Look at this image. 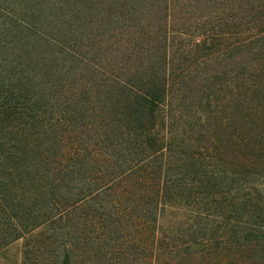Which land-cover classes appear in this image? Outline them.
Masks as SVG:
<instances>
[{
  "label": "rangeland",
  "instance_id": "1",
  "mask_svg": "<svg viewBox=\"0 0 264 264\" xmlns=\"http://www.w3.org/2000/svg\"><path fill=\"white\" fill-rule=\"evenodd\" d=\"M3 1L5 16L16 11L15 0ZM137 8L135 24L117 27L131 37L128 47H113L107 59L122 67L113 83L121 88L140 89L133 66L165 73L154 132L168 148L155 154L126 130L117 134L122 121L114 108L106 118L95 95L76 98L87 105L83 113L70 111L75 82L62 83L58 98L18 114L19 128L0 133L7 155L33 149L13 185L0 164L3 206L15 197L23 202L16 212L39 225L0 250V264H238L239 256L264 264L262 222L247 214L234 222L231 212L234 203L264 207V0H153ZM36 161L43 174L28 171ZM192 164L198 175L224 179L210 192L200 178L194 188Z\"/></svg>",
  "mask_w": 264,
  "mask_h": 264
},
{
  "label": "trees",
  "instance_id": "2",
  "mask_svg": "<svg viewBox=\"0 0 264 264\" xmlns=\"http://www.w3.org/2000/svg\"><path fill=\"white\" fill-rule=\"evenodd\" d=\"M152 1L15 0L16 11L5 16L6 4L2 0L0 2V133L4 129L15 127L19 120L16 117L18 114L35 112L36 108L47 99L58 98L62 83L70 84L73 81L75 84L71 92L74 95L68 102L70 111L76 113L78 110L83 113L87 105H81L76 98L95 95L101 101L103 111L107 112L106 118L109 117L107 109L114 108L110 114H115V117L122 121L121 126L116 129L117 134L122 136L123 130H126L129 140L144 147L148 145L155 154L168 148L165 139L161 140L154 132L158 119L156 113L163 103V97H166L168 85L163 80L165 73L161 74L160 70L156 69V64L146 67L133 66L128 69L129 75L142 84L140 89L129 85H122L121 88L113 83L121 79L117 72L121 71L122 67H115L114 63L107 59L111 56L109 52H114L110 49L113 47L115 50L120 47L125 49L131 38L126 39L125 34L117 27L125 23L135 24L139 13L137 7L141 4L148 7ZM117 30L119 32H115ZM155 70L157 72H154ZM86 79L87 82H84ZM76 81H79L78 85ZM68 88L70 89L69 85ZM56 102L54 101L53 105ZM116 135L112 132L113 137H117ZM32 151L31 147H23L19 157L13 153L7 155L0 151V164L4 170L10 172L11 185L18 180L19 174H26L23 170L25 164L29 163L26 155ZM36 162V164L31 162L30 169L27 167L28 171L32 175L43 174L41 161ZM189 172L195 175L190 174L193 177L190 179L192 186L197 188L200 178L206 186L204 189L209 192L224 179L223 177L219 180L218 175L214 173L209 175L211 172L207 170L198 175L196 164L189 166ZM46 173L50 174L49 170H46ZM48 174H45L48 178L53 176ZM31 181H26V184H30ZM53 181L55 182L56 179ZM48 182L52 184L50 179ZM3 193L1 188L0 250L22 238L25 230H33L39 226L36 223L37 216L25 217L18 213L22 212L23 202L19 203L15 197H11L12 204L8 205L10 209L3 206L9 200ZM245 207L242 209L234 203L231 209L232 213L237 214L234 222L247 214L255 221L262 222L259 228L264 230V207L261 203L254 204L250 208L247 205ZM7 218L10 219L9 222ZM211 223L212 220H208L207 229H210ZM237 262L244 264L243 257L239 256Z\"/></svg>",
  "mask_w": 264,
  "mask_h": 264
}]
</instances>
